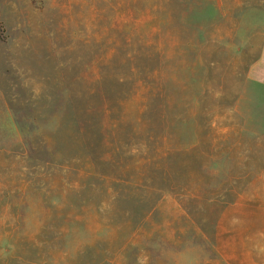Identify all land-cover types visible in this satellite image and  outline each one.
Instances as JSON below:
<instances>
[{
    "label": "rangeland",
    "instance_id": "1",
    "mask_svg": "<svg viewBox=\"0 0 264 264\" xmlns=\"http://www.w3.org/2000/svg\"><path fill=\"white\" fill-rule=\"evenodd\" d=\"M0 25V264H264V0Z\"/></svg>",
    "mask_w": 264,
    "mask_h": 264
},
{
    "label": "trees",
    "instance_id": "2",
    "mask_svg": "<svg viewBox=\"0 0 264 264\" xmlns=\"http://www.w3.org/2000/svg\"><path fill=\"white\" fill-rule=\"evenodd\" d=\"M0 36H1V25H0Z\"/></svg>",
    "mask_w": 264,
    "mask_h": 264
}]
</instances>
